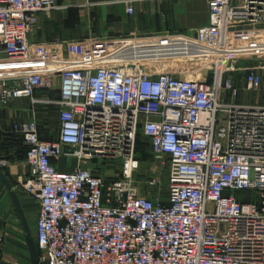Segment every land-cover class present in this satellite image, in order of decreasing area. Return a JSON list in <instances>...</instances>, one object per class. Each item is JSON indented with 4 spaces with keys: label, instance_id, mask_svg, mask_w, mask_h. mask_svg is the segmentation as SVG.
I'll return each instance as SVG.
<instances>
[{
    "label": "built area",
    "instance_id": "2783aa9c",
    "mask_svg": "<svg viewBox=\"0 0 264 264\" xmlns=\"http://www.w3.org/2000/svg\"><path fill=\"white\" fill-rule=\"evenodd\" d=\"M206 1L208 23L173 38L210 70L200 80L116 65L120 41L32 42L57 0H0V110L31 103L12 125L27 168L14 189L38 206L39 264H264V105L238 102L231 77L264 62V0ZM245 71V92L260 91L262 77ZM38 106L57 114L56 139H43ZM140 135L171 160L166 203L131 180ZM63 157L76 164L60 172ZM110 158L122 177L86 167ZM5 242L0 229V254Z\"/></svg>",
    "mask_w": 264,
    "mask_h": 264
},
{
    "label": "crops",
    "instance_id": "0c3cea01",
    "mask_svg": "<svg viewBox=\"0 0 264 264\" xmlns=\"http://www.w3.org/2000/svg\"><path fill=\"white\" fill-rule=\"evenodd\" d=\"M134 13H128L129 6ZM208 23L206 0L146 1V0H57V9L39 15L38 24L31 35L32 42L53 45L82 41L93 38L101 41L117 42L137 35H164L168 37H192L196 30ZM264 42V19L258 27ZM179 41V39H177ZM174 41L166 39L170 44ZM175 42H177L175 40ZM167 45V44H166ZM148 47H150L148 45ZM129 49L124 47L122 50ZM254 70L262 79V88L258 92L247 93L241 90L245 85L244 70ZM243 76L244 78H241ZM236 87L246 96L244 104L264 105V62L244 61L238 71L231 74ZM56 91L51 98L59 97L60 81H55ZM242 83V85H240ZM245 87V86H244ZM244 89V88H242ZM251 94V95H250ZM41 96V94H38ZM28 100L14 102L0 110V160L6 161L4 172L14 188L19 178L27 174L25 150L22 140L12 133L15 122L30 118ZM42 134V133H41ZM43 137V136H42ZM45 140L53 138L43 137ZM56 139V138H55ZM67 159L58 163V170L67 169ZM0 183V229L3 221L11 219L9 200ZM2 259V253L0 254Z\"/></svg>",
    "mask_w": 264,
    "mask_h": 264
},
{
    "label": "rangeland",
    "instance_id": "374dc122",
    "mask_svg": "<svg viewBox=\"0 0 264 264\" xmlns=\"http://www.w3.org/2000/svg\"><path fill=\"white\" fill-rule=\"evenodd\" d=\"M167 38L169 37L164 35H137L121 40L117 44L118 47L110 54L111 60L116 65H139L141 69L151 74L168 73L189 79H206L208 69L203 70V65L193 60L190 52L185 51L180 45L181 43L175 42V40L178 41L177 39L170 37L174 41L168 44L165 42ZM124 47H129V49L122 50ZM244 72L246 73L245 70ZM240 77L244 78L243 76ZM242 83L243 86L240 88L244 90L242 88L245 85L244 82ZM245 97L240 94L237 99L238 102H245ZM29 106L31 109L30 102ZM36 109L40 119L42 136L57 138L59 129L57 114L43 106H38ZM75 164V160H70L67 162V167L72 168ZM86 167L108 177L118 178L123 176L125 166L123 161L110 158L90 161ZM170 170V158L154 154L149 140L140 135L131 171V180L139 194L148 199L166 203L169 196ZM5 193L10 204L11 219L2 223L3 231L6 234V242L2 250V264H30L25 232L6 189ZM17 193L20 196L29 227L35 239L38 206L22 191H17Z\"/></svg>",
    "mask_w": 264,
    "mask_h": 264
},
{
    "label": "water",
    "instance_id": "95a60500",
    "mask_svg": "<svg viewBox=\"0 0 264 264\" xmlns=\"http://www.w3.org/2000/svg\"><path fill=\"white\" fill-rule=\"evenodd\" d=\"M0 183L5 187L12 202V205L14 207L15 213L17 214L20 223L23 227V230L25 232L30 264H39L38 261L39 253H38L37 245L34 236L32 234V231L29 227L28 220L20 196L17 193V191L14 189L12 182L10 181V179L8 178V176L6 175V173L4 172L1 166H0Z\"/></svg>",
    "mask_w": 264,
    "mask_h": 264
}]
</instances>
